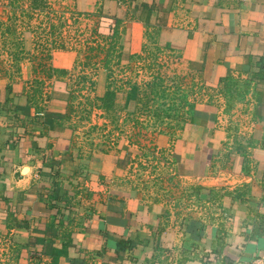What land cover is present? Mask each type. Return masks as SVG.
Returning <instances> with one entry per match:
<instances>
[{
	"label": "crops",
	"instance_id": "crops-1",
	"mask_svg": "<svg viewBox=\"0 0 264 264\" xmlns=\"http://www.w3.org/2000/svg\"><path fill=\"white\" fill-rule=\"evenodd\" d=\"M48 3L31 17L63 24L0 71V264L263 263L264 0ZM144 47L173 54L189 85L151 154L129 134L141 86L120 71ZM71 92L94 107L74 111Z\"/></svg>",
	"mask_w": 264,
	"mask_h": 264
},
{
	"label": "rangeland",
	"instance_id": "rangeland-1",
	"mask_svg": "<svg viewBox=\"0 0 264 264\" xmlns=\"http://www.w3.org/2000/svg\"><path fill=\"white\" fill-rule=\"evenodd\" d=\"M41 2L42 0H0V71L1 69L6 71L16 70L17 66L11 64L12 62L31 61L33 32L39 31L38 36L41 37L45 30L50 27L49 25H51V30L55 32L56 28H59L58 25L63 24V18L59 14L47 21L45 14L40 16L34 14L35 18L33 19L31 9H37L38 11L39 7L53 13L57 12L54 5L50 3L40 7ZM49 8L51 9L49 10ZM67 24V27L73 26L70 25V22ZM31 26L33 27L31 28ZM52 36H60L58 29L56 34H52ZM57 41L61 43L59 39ZM35 42L37 43V38L33 39V43ZM133 62L135 63L132 70H130L131 67L120 69L123 73L132 71L136 74L137 81L135 83L141 86L137 92L139 93L137 109L134 115L129 117L132 125L129 134H132L136 143L143 144L141 147L145 148L147 154H151L153 151L146 150L150 140L156 138V135L162 132L170 133L175 128L178 120H184L183 109L180 113H178V110L181 106L187 105L189 96L180 95V92L187 89L189 85L185 81V77L183 78L181 75L183 71L179 70L176 57L168 51L144 47L141 54L134 57ZM115 72H118L117 69ZM76 98L78 100H76L78 110L83 109L87 113L86 111L91 110L90 106L94 107V99L92 100L91 96L88 97V95L80 93L76 95ZM115 105L116 108L113 114H110V118L113 120L111 121L113 124L118 125L127 116V113H124L125 99L121 98ZM142 169L144 176L146 173L158 168L153 162L151 166L144 165ZM141 177L142 175L139 176V178ZM149 183L155 185L154 181Z\"/></svg>",
	"mask_w": 264,
	"mask_h": 264
},
{
	"label": "trees",
	"instance_id": "trees-1",
	"mask_svg": "<svg viewBox=\"0 0 264 264\" xmlns=\"http://www.w3.org/2000/svg\"><path fill=\"white\" fill-rule=\"evenodd\" d=\"M35 1H38V0H35ZM54 43L58 46V44L54 41ZM50 56H51V54L49 53V54H47V57L48 58H50ZM110 60L111 59H107V62H106V65H108V63H110ZM44 68V67H43ZM47 69L48 70H46V73L49 75V76H51V77H53V74H56L57 73V70L53 67V66H49V67H47ZM82 79V78H81ZM83 79H86V78H84L83 77ZM83 79H82V81H83ZM80 82V83H84V85H83V89L86 87V83L88 82V84H89V89L91 90L92 88V86H93V82H91V79L90 80H88L87 81V79H86V81L85 82ZM152 83V82H151ZM149 86H151V85H149ZM81 93V92H80ZM148 95H150V94H148ZM90 96H92V95H90V94H88V97H90ZM108 98H111V93H108L104 98H102V100L104 101V102H106L107 101V99ZM75 99H76V95L74 94V93H72L71 92V94H70V97H69V102H71L70 103V105H71V107L73 108V110L75 111V109H76V107H75V104H74V101H75ZM73 105V106H72ZM3 107V105H2V103H1V101H0V110H1V108ZM179 118H180V116H178ZM57 202L59 201V198L58 197H56V199H55ZM57 209H58V215H62V210L60 209V207H57Z\"/></svg>",
	"mask_w": 264,
	"mask_h": 264
},
{
	"label": "built area",
	"instance_id": "built-area-1",
	"mask_svg": "<svg viewBox=\"0 0 264 264\" xmlns=\"http://www.w3.org/2000/svg\"><path fill=\"white\" fill-rule=\"evenodd\" d=\"M261 264H264V259H263V263H261Z\"/></svg>",
	"mask_w": 264,
	"mask_h": 264
}]
</instances>
